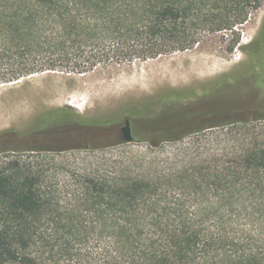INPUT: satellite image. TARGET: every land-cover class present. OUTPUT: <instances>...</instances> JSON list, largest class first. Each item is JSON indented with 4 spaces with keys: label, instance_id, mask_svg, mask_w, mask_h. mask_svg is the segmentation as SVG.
Wrapping results in <instances>:
<instances>
[{
    "label": "trees",
    "instance_id": "1",
    "mask_svg": "<svg viewBox=\"0 0 264 264\" xmlns=\"http://www.w3.org/2000/svg\"><path fill=\"white\" fill-rule=\"evenodd\" d=\"M263 1L228 0L238 16L210 31H231ZM200 13L197 0H0V85L51 72L112 73L184 52L211 33ZM255 63L203 96L239 75L261 78ZM254 90L257 108L245 121L235 113L245 107L224 110L234 112L215 141L185 147L172 167L150 165L146 176L110 177L89 165L54 181L44 165L1 163L0 264H264V97Z\"/></svg>",
    "mask_w": 264,
    "mask_h": 264
},
{
    "label": "rangeland",
    "instance_id": "2",
    "mask_svg": "<svg viewBox=\"0 0 264 264\" xmlns=\"http://www.w3.org/2000/svg\"><path fill=\"white\" fill-rule=\"evenodd\" d=\"M227 1L197 0L201 17L211 19L205 27L211 33L206 32L195 47L184 52L135 62L112 73L51 72L0 85V164L18 160L25 167L44 165L54 181H62L89 165L94 171L100 167L99 174L110 177L139 178L148 175L150 165L158 170L172 167L181 160L177 152L185 147L215 141L220 132L218 126L227 123L223 122L229 119L226 115L234 112L224 110L245 107L235 112L241 114L237 120L245 121L257 108L251 106L254 89H260L264 97V75L258 78L250 72L248 77L236 76L227 90L213 89L203 96L208 86L214 87L249 66L251 61L245 52L264 33V1L258 8L246 7L245 20L231 31H210L219 21L238 16L240 11L230 12ZM260 48L258 60L264 67V40ZM158 99L161 102L157 104L147 103ZM257 104L258 110L264 112V99ZM127 111L139 115L127 117L132 120L136 140L121 143L119 129L124 121L122 114ZM55 113L67 116L65 123L53 119L51 114ZM103 120L115 123L85 132L84 127ZM67 125L75 128L68 138L73 147L50 153L32 149L53 140L63 141L62 133L53 136L50 131ZM258 126L264 129L263 123ZM156 127L167 132L165 135L187 132L178 142L149 146L144 140L148 130ZM195 131L199 133L194 134ZM99 147L104 149L82 150Z\"/></svg>",
    "mask_w": 264,
    "mask_h": 264
},
{
    "label": "flooded vegetation",
    "instance_id": "3",
    "mask_svg": "<svg viewBox=\"0 0 264 264\" xmlns=\"http://www.w3.org/2000/svg\"><path fill=\"white\" fill-rule=\"evenodd\" d=\"M263 31H264V29H263ZM259 37L260 38L256 42H253V44L248 47V51L245 52V54L247 56H249L252 63H255V61L253 62L251 57H253L254 54H256V52H257V55H256L257 61L255 64L259 67H257L256 70L262 69V68L264 69V67H262V65L260 64V62L258 60L259 56H260V54L258 55V53L261 50L260 46H261L262 41L264 40V33H262ZM125 120H129V122H130L131 135L133 137V141H135L136 137L134 136L133 129H132V120L129 118H124L123 125H124ZM167 128L178 129L181 127L179 126V127H167ZM54 129L57 131H55ZM74 132H75V130H73L70 126L64 127L62 130L58 129V128H53L52 131H50L51 135L58 136L56 134L62 133L65 136V139L63 141H58L57 143L55 140H53V141L48 142V143L39 144L37 146L32 147V149H34L35 151H38V152H45V153L64 152L66 149L73 147L71 142L69 141L70 139H68V138H70L71 134ZM186 132L187 131H184V130H181L178 132L172 131L168 135H165L167 132L159 131L158 127L150 128L147 132V138L144 141L149 146H158V145H161L163 142H171V143L176 142ZM120 141H121V138H120Z\"/></svg>",
    "mask_w": 264,
    "mask_h": 264
},
{
    "label": "water",
    "instance_id": "4",
    "mask_svg": "<svg viewBox=\"0 0 264 264\" xmlns=\"http://www.w3.org/2000/svg\"><path fill=\"white\" fill-rule=\"evenodd\" d=\"M85 132H88V130H85ZM119 132L121 143H131L133 141L129 120H125L124 125L120 128Z\"/></svg>",
    "mask_w": 264,
    "mask_h": 264
}]
</instances>
